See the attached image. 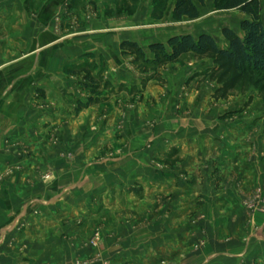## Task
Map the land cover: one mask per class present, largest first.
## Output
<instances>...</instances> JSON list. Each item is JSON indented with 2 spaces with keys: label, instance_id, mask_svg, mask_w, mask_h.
Returning a JSON list of instances; mask_svg holds the SVG:
<instances>
[{
  "label": "crops",
  "instance_id": "1",
  "mask_svg": "<svg viewBox=\"0 0 264 264\" xmlns=\"http://www.w3.org/2000/svg\"><path fill=\"white\" fill-rule=\"evenodd\" d=\"M175 1L152 23L151 0H0V168L18 157L3 152L13 140L29 151L20 160L25 177L35 166L56 175L50 196L30 200L39 211L34 227L46 223L42 233H55L60 222L78 233L76 222L104 219L122 236L117 246L139 253L143 264H264V211L245 208L253 191L264 198V108L249 115L240 104L212 108L207 89L180 87L192 73L177 71L174 85H151L131 110L110 101L76 114L84 97L66 68L104 62L116 82L126 57L121 42L147 48L193 36L185 31L191 19L173 18ZM196 6L200 19L211 12ZM143 120L156 127L144 136L129 132ZM168 157L174 166L165 165ZM28 205L6 208L11 222L1 233L25 218ZM247 214H255L248 231Z\"/></svg>",
  "mask_w": 264,
  "mask_h": 264
},
{
  "label": "rangeland",
  "instance_id": "2",
  "mask_svg": "<svg viewBox=\"0 0 264 264\" xmlns=\"http://www.w3.org/2000/svg\"><path fill=\"white\" fill-rule=\"evenodd\" d=\"M169 1L151 0L152 8L150 17L152 23L162 20ZM123 2L125 5H128V0H123ZM204 3V8L207 10L210 9L211 11L209 15L204 16L203 19H191L192 21L188 22L192 23V26H189L185 31L190 30L194 37L199 33H207L214 37L220 46L224 45V41L216 37L220 36L222 28L228 27L239 32L240 22L245 19H251L248 14L241 12L240 9H219L215 0H206ZM208 3L209 6H206ZM258 9L259 18L263 19L264 0H258ZM124 55H126V57H122V70L124 72H120L117 74L118 76L116 75L118 77L116 82H109L108 78H106L104 74L106 63L104 62L95 64L83 62L77 67L72 66L66 68L65 73L68 76L74 73L77 74V77L70 76V79L74 86L79 85L77 88L84 97V101H80L82 104H85L89 99H93L96 103L112 101L125 110H131L134 106L136 107L141 103L144 98V92L148 87L153 84L161 88L174 85L176 82H174L175 75L173 73L183 71L182 75L184 76L188 77L190 72L192 74L187 80L182 79L180 87L192 86L195 89L201 88V91L207 89L206 91L209 96L205 95L206 98L204 100L205 102H210L213 105L212 108L222 109L223 104H240L241 108L247 109L249 107L246 110L247 115L252 113V110H250L252 107L264 108V100L259 98L257 92L253 89L247 91L236 89L224 99H213L212 95L215 85L208 80L207 70L211 67V63L208 60H198L192 55H185L177 62V65H167L159 69L148 67L144 71L142 64L136 62L133 56L128 54ZM86 75L89 78L92 77L95 79V83L99 85L97 90L89 86L91 82L86 78ZM177 80L179 81L180 79L177 78ZM130 81L136 82V85L129 84ZM215 103H219V106ZM219 111L221 113V110ZM78 113L79 110L76 109V114ZM124 126L125 124L120 123L116 127V131L122 133V129L125 128ZM103 127L105 128V125ZM155 127V123L153 122L143 120L139 123L136 121L134 127L129 132L134 135L144 136L145 134H149ZM90 130L94 132L95 128H91ZM61 131L59 130L57 132L61 133ZM52 144L56 145L58 143L52 142ZM107 144L104 143L103 145L105 146ZM2 148L5 154L17 150L18 157L8 158L7 162L0 168V201L3 202L0 205V240H3H1L2 244L0 246V264H118L120 261H126V256H128V261L123 262V264H127V262H130L129 264H143V259L139 257V253L132 250L127 253L128 250L117 246L118 241L122 240V236L119 233H110L113 232L112 228L114 227L110 224L107 225L104 219L98 222L94 220L92 224L83 225V227L82 225L80 227L77 224L78 222H76L79 228L78 233H69L64 222L58 223L59 225L55 233L53 231L54 228L48 229V233H42L47 230L46 223L44 222H41L39 227H34L36 226L34 222L39 211L36 205L30 203V200L36 198L45 199L50 196L53 192L51 186L54 185L56 175L53 171L44 168L38 169L35 166L33 175H27L25 177L21 170L20 160L22 156H29L28 149L21 147L20 142L13 140L4 141ZM71 159L67 158L69 161ZM164 163L167 167H172L176 164V160L168 157L164 160ZM20 181H23V184ZM135 190L139 192L138 189ZM255 192H258V190L253 191L250 197ZM27 202L29 205L26 216L30 213V215L32 214L31 218L29 215L28 219L26 216L23 220L18 219L15 228L11 232L1 233L2 228L8 226L11 222L10 218H8L6 208L9 205H13L14 209L19 211L20 204H26ZM247 216L245 226L248 231L255 224L253 221L255 214H247ZM134 218L135 221L137 220L134 222L135 229H142V216L135 215ZM104 226H109L110 228L107 233L102 229ZM32 228L35 229L33 230L34 233H32ZM95 233H99L103 241L93 246L92 241ZM23 257H26L28 262H21V258ZM160 264L166 263L162 261Z\"/></svg>",
  "mask_w": 264,
  "mask_h": 264
},
{
  "label": "trees",
  "instance_id": "3",
  "mask_svg": "<svg viewBox=\"0 0 264 264\" xmlns=\"http://www.w3.org/2000/svg\"><path fill=\"white\" fill-rule=\"evenodd\" d=\"M206 0H176L172 9L175 20L196 19L199 16L196 3L203 5ZM217 7L224 10L240 9L251 19L242 20L239 32L224 27L221 35L224 45L209 34L194 37L190 34L171 36L165 43H152L146 49L137 43L123 41L120 49L134 57L146 68L159 69L178 62L185 55L198 60H208V80L215 85L212 98L224 99L236 89H253L264 100V17L259 18L258 0H215ZM89 86L99 87L92 77ZM96 103L89 99L85 104L77 103V110Z\"/></svg>",
  "mask_w": 264,
  "mask_h": 264
},
{
  "label": "built area",
  "instance_id": "4",
  "mask_svg": "<svg viewBox=\"0 0 264 264\" xmlns=\"http://www.w3.org/2000/svg\"><path fill=\"white\" fill-rule=\"evenodd\" d=\"M245 207L251 213H254L258 210L264 211V198L262 197L260 191L252 194V196L246 201ZM102 241L103 239L101 238L99 233H95L92 241L93 246L100 244Z\"/></svg>",
  "mask_w": 264,
  "mask_h": 264
}]
</instances>
